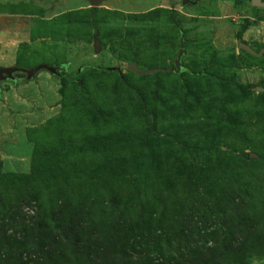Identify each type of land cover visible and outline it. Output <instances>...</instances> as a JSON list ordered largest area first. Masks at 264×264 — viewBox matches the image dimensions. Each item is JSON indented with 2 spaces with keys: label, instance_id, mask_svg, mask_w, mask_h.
Masks as SVG:
<instances>
[{
  "label": "rangeland",
  "instance_id": "1",
  "mask_svg": "<svg viewBox=\"0 0 264 264\" xmlns=\"http://www.w3.org/2000/svg\"><path fill=\"white\" fill-rule=\"evenodd\" d=\"M238 42L264 51V8L251 0H103L96 7L88 0H0V66L59 69L0 81V171L11 179L0 182V197L15 218L0 219V232L19 237L22 220L51 222L64 202L65 214L76 204L85 234L101 226L93 219L109 214L96 213L100 202L108 207L132 195L135 207L123 215L122 205L115 215L136 225L153 214L149 227L163 235V208L181 201L180 187L205 189L203 179L231 182V201L245 206L236 186L264 175V52L252 55ZM180 49L182 71L175 66ZM129 63L167 72L145 81ZM63 71L91 77L90 93L75 85L73 94L71 83L62 93ZM144 137L152 147L139 150ZM68 220L54 222L51 238L64 235ZM153 239L125 252L159 262ZM251 264H264V256Z\"/></svg>",
  "mask_w": 264,
  "mask_h": 264
},
{
  "label": "trees",
  "instance_id": "2",
  "mask_svg": "<svg viewBox=\"0 0 264 264\" xmlns=\"http://www.w3.org/2000/svg\"><path fill=\"white\" fill-rule=\"evenodd\" d=\"M96 69L91 68L90 73H94ZM102 70L110 74L109 69ZM161 72L167 71H159L153 75L131 73L146 81ZM55 74L58 75L57 72ZM19 75L22 77L24 74L19 73ZM59 76L64 86L62 93L67 91L68 83L74 85L71 88L72 93L75 85H78L83 93L85 91L90 93L91 77L83 79L82 76L81 79H77L66 71L61 72ZM113 83L114 81L111 85ZM107 85L111 90V85ZM115 90L118 93L128 90L130 95L145 91L131 87L127 89L115 87ZM150 147H152L150 139L144 137L139 141L137 149L143 150ZM248 179L247 184L250 187L236 186V190H240L238 194L244 198L241 202L243 201L242 204L245 206L231 201L235 195L226 191V187L229 184L231 186V182L226 185H212L213 182L203 179L205 189L198 191L195 188L180 187L175 194L177 199L181 198V201H176L174 207L163 208L165 221L160 217L157 218L158 226H163L162 229L160 228L163 235H156L155 231L149 227L151 222L156 220L153 214L145 222L136 225H131L128 218H124L122 214L115 215L114 212L119 211L122 205L125 207L123 215L135 207V200L129 198L132 195L126 196L120 202L113 199L112 203L107 202L108 207L104 206V201L100 202L98 210H95L96 203L91 201L88 204L89 209L100 214L108 210L109 214L104 220L101 218L102 224H100L101 219L95 221L93 219L91 222L101 226L95 227L93 231L88 230L89 232L85 234L83 228L76 225L78 223L76 204L73 205V209L67 210L68 214H65L63 202L62 206L56 205L59 209L51 222L41 215L37 222L29 221L26 224L22 220L16 225L21 227L22 235L19 237L15 234H7V231L0 232V264H251L254 256H264V175L262 177L253 175ZM3 180L11 182L10 176L0 171V182ZM252 185L254 189H251ZM137 186L138 184L135 185ZM64 192V190L61 191L62 197H65ZM39 195L35 199H40L42 195ZM0 196H2L1 193ZM66 198L71 204L77 201L75 195L69 198L67 195ZM230 204L232 207L229 209ZM2 207H5V202L0 197V219L9 217V220H14V216L7 211L3 212ZM221 217L223 219L217 221ZM235 218H237L236 222H234ZM66 219L69 220L64 235L61 237L55 235L51 238L50 233L54 222L61 226ZM144 223L146 224L143 225ZM145 226H147L146 229L143 228ZM26 234H29L32 239L28 240ZM147 236L156 238L153 239V245L155 254L162 256L159 262L146 255L134 258L125 252L127 249H134ZM163 237H166L164 244L169 247L166 256L161 254L159 244L163 243Z\"/></svg>",
  "mask_w": 264,
  "mask_h": 264
},
{
  "label": "water",
  "instance_id": "3",
  "mask_svg": "<svg viewBox=\"0 0 264 264\" xmlns=\"http://www.w3.org/2000/svg\"><path fill=\"white\" fill-rule=\"evenodd\" d=\"M89 3L91 4V6L96 7L99 5V3L103 0H88ZM199 2V0H182V4H192L195 5ZM251 5L253 7H257V8H264V0H251ZM238 48L243 49L245 51H247L248 53L255 55V56H261L262 53L264 52L263 50H261L260 52H256L254 51L251 47H249L248 45H246L243 42H238L237 43ZM94 50L95 52H98L100 50V45L97 39H94ZM183 54V50L180 49L177 57L175 59V66L177 70H181V65H180V59L181 56ZM41 69H45L47 71H49L50 73H56L57 72V67L54 65H46V64H41L39 66L30 68V69H23V68H19V67H3L0 66V81L2 80H6V79H13L14 78V74L16 72H23L26 75V78H32L39 70ZM126 69L130 72L135 73L136 75H153L156 72L162 71V69L160 68H152V69H148V70H144L141 69L137 66L136 63H129L126 66Z\"/></svg>",
  "mask_w": 264,
  "mask_h": 264
},
{
  "label": "flooded vegetation",
  "instance_id": "4",
  "mask_svg": "<svg viewBox=\"0 0 264 264\" xmlns=\"http://www.w3.org/2000/svg\"><path fill=\"white\" fill-rule=\"evenodd\" d=\"M58 70H59V69H57V71H58ZM19 73H22V74H24L23 72H19V71H18V72H16V73L14 74V78H13V79H7V80H8V81L15 80V79H16V77H15V76H16L17 74H19ZM1 82H2V81H1Z\"/></svg>",
  "mask_w": 264,
  "mask_h": 264
}]
</instances>
